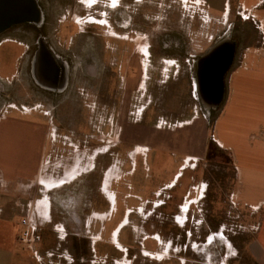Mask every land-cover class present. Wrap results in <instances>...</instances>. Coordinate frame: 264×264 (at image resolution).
<instances>
[{"label":"rangeland","instance_id":"rangeland-1","mask_svg":"<svg viewBox=\"0 0 264 264\" xmlns=\"http://www.w3.org/2000/svg\"><path fill=\"white\" fill-rule=\"evenodd\" d=\"M41 1L47 44L69 56L76 76L81 51L92 49L96 80L56 104L33 85L28 56L17 64L21 48L0 45L1 124L40 113L44 129L31 173L0 171V264H251L252 212L240 203L237 170L215 141L214 122L231 72L261 33L239 8L209 21L196 0H122L119 17L106 2L103 27L83 21L76 0ZM97 8L89 12L98 19ZM130 29L132 42L122 39ZM224 42L233 49L224 94L209 106L197 97L192 60ZM103 46L101 59L94 51ZM30 203L37 257L17 242Z\"/></svg>","mask_w":264,"mask_h":264},{"label":"crops","instance_id":"crops-1","mask_svg":"<svg viewBox=\"0 0 264 264\" xmlns=\"http://www.w3.org/2000/svg\"><path fill=\"white\" fill-rule=\"evenodd\" d=\"M196 1L206 6L209 21L230 15L239 8L255 17L244 18L245 21H250L255 28L256 22H260L264 31V0H223L222 5ZM244 52L240 65L230 74L228 93L214 122V137L230 153L238 174L240 203L252 212L254 230L245 245L247 259L251 264H264V191H258L264 184V39L252 37ZM39 114H33L38 121L11 120L1 124L0 118V171L9 178L24 177L40 164L39 158L42 160L44 129L38 123L42 120ZM50 143L55 144L53 133ZM118 193L127 196L124 190ZM6 199L2 207L11 211V200Z\"/></svg>","mask_w":264,"mask_h":264},{"label":"flooded vegetation","instance_id":"flooded-vegetation-1","mask_svg":"<svg viewBox=\"0 0 264 264\" xmlns=\"http://www.w3.org/2000/svg\"><path fill=\"white\" fill-rule=\"evenodd\" d=\"M76 1L83 6L84 13L80 15L81 17H84L83 21L88 23H96L102 27L106 25L105 17L108 16L105 11L106 2L109 9L118 12V17L120 16L119 11L122 8L120 6L122 0ZM132 1L134 2V0ZM33 4L38 16L35 15L32 19H30V21H27L24 19L26 10L24 0H0V45L6 42L21 48L20 54L16 58L17 64L19 65L21 60H23L26 55L28 56L26 65L28 67V73L33 85L39 89L43 96H47L49 100H52L57 104V102H61V97H68L71 99L74 98V96H76L74 93V86H83L80 92V94H83L85 87L93 85V82L96 80L93 74L90 75V72L88 71L90 64L92 65V62H94V60L91 59V54H93L91 51L93 50L87 49L81 51L82 54L80 55L82 60L78 64L79 67L77 68L81 70L79 73L80 76L72 75V62L69 60V56L63 58V56L58 53L57 48L53 47L52 45H48L47 41L45 40L46 36L44 35L43 31L48 16L42 1L33 0ZM94 6H98V12L96 13L98 19L89 12ZM91 17H94L95 20H92ZM103 20L104 22H102ZM129 20H134V18L130 15ZM28 36H31L32 41H29L30 43L27 45L24 44L23 40ZM135 36V31L130 29L127 31L126 36L122 39L132 42V38ZM115 37L121 39V37L118 35ZM225 42L219 45H212L206 52L197 57L195 60H192L194 68V81L196 83L195 90L197 88V97H199L201 101L205 102L209 106L219 102L222 95L224 94L223 78L221 82H217L215 79L217 61L220 60L221 62H225L226 59V53L223 49ZM132 46L134 45L132 44L131 47ZM71 48L72 50L69 49V53H73L74 51V47L72 46ZM104 48L105 47L103 46L101 50L94 51L98 54L99 58L104 56L101 54L102 51H104ZM164 50L166 49H163V51ZM235 51L236 48L234 49V52ZM132 53L133 50H129V63L131 60L134 61L136 59L134 57L133 60L132 57L134 54ZM166 53H168V51H166ZM121 54L122 51L117 49L115 52L117 64L121 62ZM228 68L229 67H227L226 71ZM128 73L131 74L130 71ZM101 81L102 80L98 81L97 86L100 87L102 84ZM203 97L206 99V101L203 100Z\"/></svg>","mask_w":264,"mask_h":264},{"label":"built area","instance_id":"built-area-1","mask_svg":"<svg viewBox=\"0 0 264 264\" xmlns=\"http://www.w3.org/2000/svg\"><path fill=\"white\" fill-rule=\"evenodd\" d=\"M191 3L196 6V5H203L199 1H191ZM241 16L243 15L244 18H251L254 19V15L250 14V12H246L243 9H240ZM257 29H259V33L262 35V39H264V31L261 27L260 22H256ZM39 202H41L39 200ZM37 201L35 203L36 207ZM34 206V204H33ZM33 206L27 210L28 212L25 215H22L19 217V225L21 226V230L17 236V242L19 245L22 247V249L25 250H32L34 251L35 256L37 257V252L35 251V243L37 241L36 236H35V221L34 218L32 217V212L36 211V208Z\"/></svg>","mask_w":264,"mask_h":264},{"label":"water","instance_id":"water-1","mask_svg":"<svg viewBox=\"0 0 264 264\" xmlns=\"http://www.w3.org/2000/svg\"><path fill=\"white\" fill-rule=\"evenodd\" d=\"M24 3L26 6L24 19L27 21H30V19H32L35 15H37V12L34 9L33 0H24ZM223 46H224L223 49L226 53V59H225V62H221L220 60L217 61L216 79H215V81L217 82H221L222 75L226 71L227 67H229L231 59H232V54H233V49H229V46L226 43Z\"/></svg>","mask_w":264,"mask_h":264},{"label":"bare ground","instance_id":"bare-ground-1","mask_svg":"<svg viewBox=\"0 0 264 264\" xmlns=\"http://www.w3.org/2000/svg\"><path fill=\"white\" fill-rule=\"evenodd\" d=\"M202 88V87H201ZM203 100L206 101V99L203 97Z\"/></svg>","mask_w":264,"mask_h":264}]
</instances>
